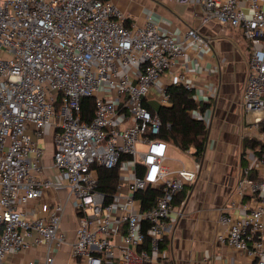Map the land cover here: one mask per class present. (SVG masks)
I'll list each match as a JSON object with an SVG mask.
<instances>
[{"label": "built area", "instance_id": "built-area-1", "mask_svg": "<svg viewBox=\"0 0 264 264\" xmlns=\"http://www.w3.org/2000/svg\"><path fill=\"white\" fill-rule=\"evenodd\" d=\"M240 2L202 0V23L241 27L251 42L242 104L258 114L264 142V1L248 0L250 12ZM210 46L196 28L179 39L153 21L128 24L112 0H0V264L9 251L44 243V264H54L64 205L42 202L34 219L21 207L63 186L78 219L74 257L87 264H168L167 220L201 162L193 148L160 136L158 109L171 105L163 77L170 72L172 84L193 92L190 113L209 125L211 109L202 106L216 88L201 93L179 64L190 48ZM86 97L94 99L90 119L83 115ZM51 130L58 175L47 173L35 138ZM175 154L180 159L173 162ZM246 160L236 185L241 213L221 208L217 239L251 264H264V143ZM100 168L118 170L113 191L100 188Z\"/></svg>", "mask_w": 264, "mask_h": 264}, {"label": "crops", "instance_id": "crops-1", "mask_svg": "<svg viewBox=\"0 0 264 264\" xmlns=\"http://www.w3.org/2000/svg\"><path fill=\"white\" fill-rule=\"evenodd\" d=\"M112 1L124 11L128 24L145 26L148 21H153L163 31L176 33L179 39L189 28H196L211 39L208 50L195 53L190 48L188 61L181 59L179 64V71L189 72L198 84V91L211 94L214 86L216 94L205 103L211 109V117L206 149L199 157L201 169L197 180L178 195L175 210L167 220L163 243L167 251L166 261L168 264H251L246 253L217 239L221 208L241 213L236 185L244 169L242 153H245L246 160V156H252L264 143L261 137L263 125L255 121L258 114L247 111L242 104L251 42L241 27L224 26L216 21L203 24L202 0H190L188 3L178 0ZM240 4L245 12H250L248 0H241ZM172 75L165 73L163 82L172 85ZM35 138L45 151L43 163L47 173L58 175L52 166L54 131ZM67 197L68 190L63 186L48 191L42 199L32 200L21 208L28 218L34 219L42 214V202L62 203L64 213L60 232L64 239L60 243L53 241L54 264H87L86 258L72 254L78 219L72 201ZM47 253L48 245L45 243L30 249L9 251L6 263L44 264Z\"/></svg>", "mask_w": 264, "mask_h": 264}, {"label": "trees", "instance_id": "trees-1", "mask_svg": "<svg viewBox=\"0 0 264 264\" xmlns=\"http://www.w3.org/2000/svg\"><path fill=\"white\" fill-rule=\"evenodd\" d=\"M171 93V105L160 106L158 111L163 122L160 136L181 150L193 148V154L201 157L206 149L209 126L201 119L194 118L190 111L197 106L193 92L179 84L169 86ZM208 105L202 106L203 110ZM84 118L90 119L94 114V99L86 97L82 99ZM244 152L241 156V165L245 167ZM100 188L105 191H113L118 182V170L99 169ZM178 200V198H177Z\"/></svg>", "mask_w": 264, "mask_h": 264}, {"label": "rangeland", "instance_id": "rangeland-1", "mask_svg": "<svg viewBox=\"0 0 264 264\" xmlns=\"http://www.w3.org/2000/svg\"><path fill=\"white\" fill-rule=\"evenodd\" d=\"M156 90H154L153 92H155ZM153 104L155 105V107H159V103L157 102V100H156V98H155V100L153 101ZM194 151V150H193ZM44 156H45V151H44ZM173 158H174V160H173V162H176V161H178L179 159H180V156L179 155H177V154H175L174 156H173Z\"/></svg>", "mask_w": 264, "mask_h": 264}, {"label": "water", "instance_id": "water-1", "mask_svg": "<svg viewBox=\"0 0 264 264\" xmlns=\"http://www.w3.org/2000/svg\"><path fill=\"white\" fill-rule=\"evenodd\" d=\"M197 160H199V158H197Z\"/></svg>", "mask_w": 264, "mask_h": 264}]
</instances>
